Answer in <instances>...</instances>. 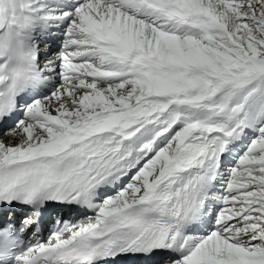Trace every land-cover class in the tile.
Listing matches in <instances>:
<instances>
[{
    "label": "snow or ice",
    "instance_id": "1",
    "mask_svg": "<svg viewBox=\"0 0 264 264\" xmlns=\"http://www.w3.org/2000/svg\"><path fill=\"white\" fill-rule=\"evenodd\" d=\"M0 264H264V0H0Z\"/></svg>",
    "mask_w": 264,
    "mask_h": 264
}]
</instances>
